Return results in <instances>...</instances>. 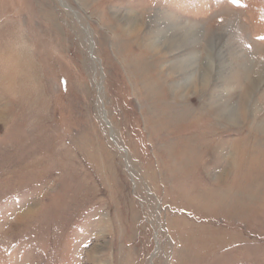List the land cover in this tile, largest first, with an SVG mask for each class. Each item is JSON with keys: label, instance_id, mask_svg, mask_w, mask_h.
<instances>
[{"label": "rangeland", "instance_id": "rangeland-1", "mask_svg": "<svg viewBox=\"0 0 264 264\" xmlns=\"http://www.w3.org/2000/svg\"><path fill=\"white\" fill-rule=\"evenodd\" d=\"M0 264H264V0H0Z\"/></svg>", "mask_w": 264, "mask_h": 264}, {"label": "snow or ice", "instance_id": "snow-or-ice-1", "mask_svg": "<svg viewBox=\"0 0 264 264\" xmlns=\"http://www.w3.org/2000/svg\"><path fill=\"white\" fill-rule=\"evenodd\" d=\"M233 2H238V0H233Z\"/></svg>", "mask_w": 264, "mask_h": 264}]
</instances>
